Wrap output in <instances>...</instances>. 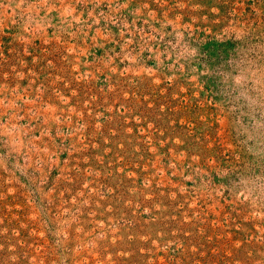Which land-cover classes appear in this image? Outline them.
I'll return each mask as SVG.
<instances>
[{
	"label": "rangeland",
	"instance_id": "1",
	"mask_svg": "<svg viewBox=\"0 0 264 264\" xmlns=\"http://www.w3.org/2000/svg\"><path fill=\"white\" fill-rule=\"evenodd\" d=\"M0 264H264V0H0Z\"/></svg>",
	"mask_w": 264,
	"mask_h": 264
}]
</instances>
